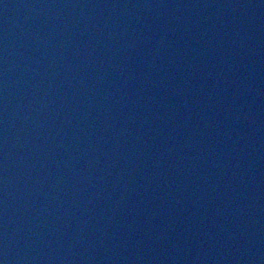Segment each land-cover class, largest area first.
Segmentation results:
<instances>
[{
  "label": "water",
  "instance_id": "95a60500",
  "mask_svg": "<svg viewBox=\"0 0 264 264\" xmlns=\"http://www.w3.org/2000/svg\"><path fill=\"white\" fill-rule=\"evenodd\" d=\"M0 264H264V0H0Z\"/></svg>",
  "mask_w": 264,
  "mask_h": 264
}]
</instances>
